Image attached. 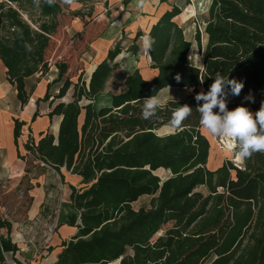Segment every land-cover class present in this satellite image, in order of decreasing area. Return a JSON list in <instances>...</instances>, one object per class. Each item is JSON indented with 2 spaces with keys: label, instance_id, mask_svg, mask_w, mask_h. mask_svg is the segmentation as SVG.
Listing matches in <instances>:
<instances>
[{
  "label": "trees",
  "instance_id": "trees-1",
  "mask_svg": "<svg viewBox=\"0 0 264 264\" xmlns=\"http://www.w3.org/2000/svg\"><path fill=\"white\" fill-rule=\"evenodd\" d=\"M93 1L73 0L84 5ZM181 13L171 6L147 34L155 40L148 57L156 76L148 82L136 70L124 79L123 91L111 95L109 108L97 110L93 102L118 68L119 45L96 66L87 86L83 71L73 82L65 63L55 65L58 93L49 95L48 88L40 101H60L69 90L71 101L59 102L48 114L49 120L61 119L56 138L41 133L37 142L29 136L24 145L33 161L61 177L64 169L81 179V189L69 186L73 212L66 222L77 232L62 243L54 264H264V153L253 154L240 168L224 160L210 170L211 146L201 132L194 98L209 90L219 72L244 82L239 96L229 95V110L243 105L255 113L260 108L264 0H211L203 30L197 27L193 42L174 22ZM61 20L58 0L54 5L0 0V62L21 106L31 95L26 80L49 71ZM141 37L138 33L135 42ZM191 49L202 57L199 66L188 60ZM128 51L139 55L135 43ZM168 87L184 91V98L169 100L156 117L142 119V99ZM249 93L254 102L244 100ZM184 104L192 113L182 129L158 136L172 110ZM23 125L14 120L15 143ZM159 170L168 176L159 178ZM143 197L149 198V207L134 210L132 204ZM166 225L170 227L153 241ZM0 228L10 230V224L0 221ZM4 262L0 249V264Z\"/></svg>",
  "mask_w": 264,
  "mask_h": 264
},
{
  "label": "crops",
  "instance_id": "crops-1",
  "mask_svg": "<svg viewBox=\"0 0 264 264\" xmlns=\"http://www.w3.org/2000/svg\"><path fill=\"white\" fill-rule=\"evenodd\" d=\"M178 1L148 0L143 10H137L134 0H94L86 5L75 2L69 5L58 0L62 20L53 39L55 46L51 53L50 68L45 76L35 75L26 80V90L28 93L31 91V95L25 106H21L17 100L16 92L7 82L0 62V221L10 224V230L0 228L4 264H54L62 243L69 241L77 232L66 222L73 212L69 186L81 189V179L64 169L60 170L61 177L54 170L33 161L24 149L29 136L35 142L41 133L48 132L54 138L57 137L61 119L53 117L49 120L48 114L59 102L71 101V90L60 101H40L48 88L49 95L58 93L60 83L53 84L57 80L55 65L65 63L71 69L74 64H82L79 72L87 71V86L96 66L119 45L122 51L115 59L118 68L106 81L102 94L93 102L95 106L98 100L105 98L97 110L111 107V96H105L109 80L114 77L121 80L120 93L124 89V79L136 70L148 82L156 76L157 72L150 69L148 53L143 51L142 40L171 6L179 7L176 4ZM77 12L84 14L83 17L72 16ZM178 21L186 23V14L182 12L174 19L182 29ZM138 33L142 37L135 42ZM134 43L139 47L137 58L128 51ZM175 91L181 90L170 88V94ZM160 93L167 96V101L184 98L169 96L168 88ZM14 120L24 124L16 143L13 136ZM214 156L215 153L212 160ZM209 164L208 159L207 167ZM15 194L20 195L18 199L27 194L30 199L23 218H14L8 212L7 206ZM111 264H119V261Z\"/></svg>",
  "mask_w": 264,
  "mask_h": 264
},
{
  "label": "clouds",
  "instance_id": "clouds-1",
  "mask_svg": "<svg viewBox=\"0 0 264 264\" xmlns=\"http://www.w3.org/2000/svg\"><path fill=\"white\" fill-rule=\"evenodd\" d=\"M49 5H54L56 0H45ZM73 0H63L65 4H71ZM39 3V0H37ZM148 4V0H134L137 10H143ZM155 43L154 38L145 35L142 40L143 51L149 53ZM25 47L31 51L30 47ZM197 58V63H201L202 57L197 50L191 49L189 61L192 64L193 57ZM175 79L180 82V74H176ZM200 83H204V78L199 76ZM244 88V82L236 79H229L217 72L213 82L207 92L200 91L195 95L197 101L196 110L200 114V126L209 134L230 141L228 148L233 151L237 162L243 164L255 153H264V101L260 108L253 113L249 108L240 105L229 110L227 107L228 97L239 96ZM170 96V88L168 87ZM141 110V118L151 120L157 116L167 103V98L160 91L150 97L144 98ZM246 101L254 102L251 93L244 97ZM202 102V103H200ZM218 109V111H215ZM192 107L187 104L180 105L172 110L171 118L166 127L169 134H176L182 129L183 122L191 115Z\"/></svg>",
  "mask_w": 264,
  "mask_h": 264
},
{
  "label": "rangeland",
  "instance_id": "rangeland-1",
  "mask_svg": "<svg viewBox=\"0 0 264 264\" xmlns=\"http://www.w3.org/2000/svg\"><path fill=\"white\" fill-rule=\"evenodd\" d=\"M210 2H211V0H179L178 3H176L182 9V12L185 13L187 16V22L186 23L182 24L180 21H178V24L182 26L184 37L187 41L193 42L194 33H195V30L197 29V27L202 32L204 26L201 24V21H202V18L205 17L207 14V10H208V7L210 5ZM53 50H54V46L51 50V53L53 52ZM51 53L49 55V62H50V58H51ZM192 63L197 65V66L200 65V63H197V58L195 56L193 57ZM70 68H71L70 70H71L72 76H73V78H72L73 82H76L77 76L79 74H81L79 71L82 68V64H80V63L74 64ZM86 72H83L81 74V79L84 81L87 80V73ZM120 81L121 80L119 78H116V77L109 80L107 83L108 84V87H107L108 92L105 93V96H107V95L111 96L112 94L118 93V91L121 88V82ZM185 94L186 93L184 91L183 92L182 91H175V92L171 93L170 96L180 99L182 96H185ZM103 99H105V98H101L100 100H98L95 103L96 108H99L100 103L104 101ZM156 134L158 136H163V135L169 134V132H168L167 128H162V129L158 130L156 132ZM204 136H206V138L209 140L210 146H211V150L209 153L210 164L208 166V168L210 170L215 169L224 160H229L230 162H232V164L236 163V164L240 165V163L234 162L235 159L233 158V156H234L233 151H230L231 154H229L227 151H225V146L223 144H221L223 138H217V137H215L209 133L205 134ZM214 153H215V156L212 160V156ZM155 175L161 179H165L168 176V174L162 170L155 172ZM198 191L205 193V191L203 189H199ZM18 197H20V195L17 196V194H15V196H13L11 198V200L9 201V205L7 206V208H8V212H10L9 213L10 216H14V218H23V215L27 209V205L30 203L29 202L30 199H29L27 194H25L22 197V199L21 198L18 199ZM148 207H149V198H147V197H143V198L139 199L137 202L132 204V208L134 210H137L139 208L147 209ZM44 211H45V213L47 212L46 210H44ZM169 227H170V225H166V226L162 227L161 230L154 236L153 241L157 237L161 236Z\"/></svg>",
  "mask_w": 264,
  "mask_h": 264
},
{
  "label": "bare ground",
  "instance_id": "bare-ground-1",
  "mask_svg": "<svg viewBox=\"0 0 264 264\" xmlns=\"http://www.w3.org/2000/svg\"><path fill=\"white\" fill-rule=\"evenodd\" d=\"M201 132H202V134L203 135H205V134H208L207 133V131L205 130V129H201ZM230 143V141L229 140H227V139H222V142H221V144H223L224 146H225V151H227L229 154H231V150L228 148V144ZM233 158H234V156H233ZM235 159V158H234ZM233 159V160H234ZM234 162H237L236 160H234ZM237 163H239V162H237Z\"/></svg>",
  "mask_w": 264,
  "mask_h": 264
},
{
  "label": "built area",
  "instance_id": "built-area-1",
  "mask_svg": "<svg viewBox=\"0 0 264 264\" xmlns=\"http://www.w3.org/2000/svg\"><path fill=\"white\" fill-rule=\"evenodd\" d=\"M232 151V150H231ZM240 165H241V163H240ZM240 165L239 164H236V163H234V166L235 167H237V168H240Z\"/></svg>",
  "mask_w": 264,
  "mask_h": 264
}]
</instances>
